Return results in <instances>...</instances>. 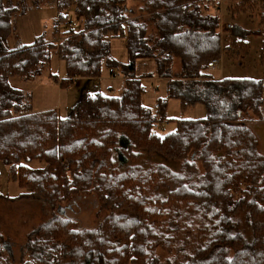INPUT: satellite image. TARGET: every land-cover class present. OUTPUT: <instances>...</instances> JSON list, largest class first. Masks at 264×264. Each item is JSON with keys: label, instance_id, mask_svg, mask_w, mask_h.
Segmentation results:
<instances>
[{"label": "trees", "instance_id": "obj_1", "mask_svg": "<svg viewBox=\"0 0 264 264\" xmlns=\"http://www.w3.org/2000/svg\"><path fill=\"white\" fill-rule=\"evenodd\" d=\"M128 1L57 0L58 22L70 7L81 28L59 42L41 36L9 48L15 8L0 0V162L24 190L19 196L54 206L95 194L108 212L80 227L54 210L27 233L21 264H162L165 255L166 264H264V156L249 127L264 123L262 81L207 73L223 51L219 0H132L136 10ZM232 1L231 15L257 12L264 62V0ZM228 31L235 51L247 31L237 24ZM113 38L125 39V62L111 56ZM52 51L66 67L61 87L107 68L123 78L120 93L83 91L65 118L55 109L32 111L8 78H37ZM142 59L154 63L150 76L167 79L153 109L141 102ZM169 98L181 112L202 104L207 114L168 119ZM165 121L175 128L160 135L154 125ZM142 151L179 168L143 159ZM0 264H12L1 234Z\"/></svg>", "mask_w": 264, "mask_h": 264}, {"label": "rangeland", "instance_id": "obj_2", "mask_svg": "<svg viewBox=\"0 0 264 264\" xmlns=\"http://www.w3.org/2000/svg\"><path fill=\"white\" fill-rule=\"evenodd\" d=\"M232 0H219L220 5V35L222 41L221 61L213 68V75L222 78H252L261 80L263 83V112H264V62L260 56L261 25L257 12L251 14L239 12L231 15L228 6ZM5 7L15 8L12 16V29L8 37L7 46L15 48L20 45H28L36 38L44 37L53 39L52 42H59L64 38L63 33L73 28H81L79 17L75 11L66 7L61 14L67 16L65 23L58 22L59 10L57 0H1ZM128 5L136 10L137 3L132 0ZM136 12V13H135ZM131 16H146L135 11ZM73 23V27L67 24ZM231 24H237L247 31V36L242 46L237 49L228 48L232 42L228 31ZM57 25L56 27H54ZM58 28V29H57ZM122 42L121 43V40ZM116 38L113 41L112 53L119 58L125 57V39ZM142 65L137 66V70ZM146 65H144V68ZM143 68V67H142ZM107 68H103L102 74L106 78L79 77L73 80L68 86L61 87L59 80L65 78L66 67L59 59L55 51L51 52L50 63L40 76L34 79H24L19 76L8 78L9 85L24 92L30 109H55L61 118L69 114L71 107L75 105L83 90L94 92L96 86L102 93H118L122 82L119 79L108 77ZM208 70V69H207ZM111 71V70H109ZM113 71V70H112ZM172 71H178V65H172ZM138 73V72H137ZM49 74H53L54 80ZM160 78V79H157ZM155 79H141L144 91L141 95V102L145 107L153 109L157 99L166 96V81L161 77ZM111 87V88H110ZM117 91V92H116ZM178 101L169 98L167 100L166 117L174 120L177 118H202L207 114L202 104H196L181 112ZM249 127L258 140V151L264 156V123L252 122ZM175 128L174 121H165L157 129L160 135L172 131ZM143 159L161 163L173 170L179 168V162L166 158L154 152H141ZM29 165L34 168L43 166V162L32 160ZM24 190L12 181L8 175V167L0 162V234L4 239V246L7 249L8 257L12 264H21V246L25 242L27 233L38 224L48 220L58 206L63 209L62 215L77 221L80 227H93L97 221L103 218L108 212L100 208L95 194L76 195L69 202H59L52 206L48 202L35 199L28 195L19 196ZM241 218V217H240ZM167 255L163 256L162 264H166Z\"/></svg>", "mask_w": 264, "mask_h": 264}, {"label": "crops", "instance_id": "obj_3", "mask_svg": "<svg viewBox=\"0 0 264 264\" xmlns=\"http://www.w3.org/2000/svg\"><path fill=\"white\" fill-rule=\"evenodd\" d=\"M58 29V28H57ZM115 39L116 38H113V39H111V41H110V45H111V49L113 48V41H115ZM48 41H52L53 39H51V38H49V39H47ZM121 40V43H123L122 42V39H120ZM124 40V39H123ZM125 41V40H124ZM125 50H126V43H125ZM125 54H126V52H125ZM111 56L116 60V61H118V62H125L126 61V58H127V54L125 55V57L123 56L122 58H119L118 56H116L115 54H113L112 53V51H111ZM221 61V58L218 60V63ZM138 65H142V67L141 68H139L138 70H136V72H138L137 74L138 75H140V77H141V79L143 78V77H145V78H150V79H155V78H157L156 76H150V74L154 71V63H153V61L152 60H150V59H142V60H138L137 61V66ZM144 65H146V67L144 68ZM214 68V67H213ZM213 68L211 67V68H207L208 70H207V73H209L213 78H215V79H220V78H222V75H220V76H214L213 75V73H212V71H213ZM107 72H108V77H110V78H115V79H119V80H121V82H122V85H121V88H122V86H123V78L121 77V76H119L117 73H115L114 71H109V70H107ZM107 76H105V75H103V74H101L99 77H95V78H97L98 80H100L101 78H106ZM76 78H79V77H75V79ZM157 79H160V78H157ZM163 80H165V81H167V79L166 78H162ZM144 86V85H143ZM111 88V87H110ZM96 90H94V92H101L102 93V91H101V89H99L97 86H96V88H95ZM120 90L121 89H119V91H118V93H112V92H110L109 90H107V92H109L108 94H112V95H118L119 93H120ZM84 92H87V93H94V92H89V91H87V90H83ZM117 92V91H116ZM106 94V93H105ZM78 101V100H77ZM76 104V103H75ZM179 105V104H178ZM72 108V107H71ZM70 108V109H71ZM49 109H52V108H49ZM39 110H47V109H39ZM32 111H35V110H32ZM70 111V110H69ZM56 112H57V115L59 116V114H58V111L56 110ZM59 118H61L60 116H59ZM161 125V124H160ZM160 125L158 126V127H160Z\"/></svg>", "mask_w": 264, "mask_h": 264}, {"label": "built area", "instance_id": "obj_4", "mask_svg": "<svg viewBox=\"0 0 264 264\" xmlns=\"http://www.w3.org/2000/svg\"><path fill=\"white\" fill-rule=\"evenodd\" d=\"M67 26H68V27H73V23L69 22V23L67 24ZM218 60H219V59H213L212 61L208 62V65H207V66H208L209 68H211V67L213 68V67L218 63ZM158 126H159V125H154V128H159Z\"/></svg>", "mask_w": 264, "mask_h": 264}, {"label": "water", "instance_id": "obj_5", "mask_svg": "<svg viewBox=\"0 0 264 264\" xmlns=\"http://www.w3.org/2000/svg\"><path fill=\"white\" fill-rule=\"evenodd\" d=\"M57 213L58 214H62L63 213V209L60 206H58V208H57Z\"/></svg>", "mask_w": 264, "mask_h": 264}]
</instances>
